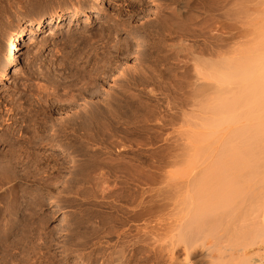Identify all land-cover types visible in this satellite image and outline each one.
<instances>
[{
    "label": "rangeland",
    "instance_id": "rangeland-1",
    "mask_svg": "<svg viewBox=\"0 0 264 264\" xmlns=\"http://www.w3.org/2000/svg\"><path fill=\"white\" fill-rule=\"evenodd\" d=\"M198 1H200L199 3H201L200 4L201 9H203V11L204 10L205 11L203 13V11L201 10L200 11L201 16L197 15L196 19H197V17H199V18L197 20L195 19L196 21L192 20L193 22L191 21L190 23H187V24H189V26H190V24L192 23V24H195L196 27H198V25L199 26L201 25V24H198V23H201L199 21L200 19L206 20L207 23H205V21L203 22V20H202V22L205 23V28L208 26V28L205 31L202 30V33L204 32L203 34H206V35L204 36L199 31V29L201 30L204 27L203 23H202V26H200L198 28H194L193 25H192V28L189 27L187 24H183L184 27L181 25V30L183 28H186L185 29L186 32L184 30V31H182V34H185L184 37H187V39H181L182 44L183 43L186 44L187 40H188V42L189 43L191 42L192 46L194 47L193 51L196 50V52L200 51L202 49L201 45H203V43H205V42L206 43L203 46H205V45L207 46V44L209 43L208 45H209V47L211 46L210 47L211 49H213L212 48L213 44H215V45H216V43L219 44V38H218V40L216 38L211 40V38H209L210 34H207L210 32L213 33V31H214L213 25L215 26V24L212 25L211 19L216 20L215 19L216 17L214 15H217V13H215L216 8L214 10L213 9L214 7L212 8L211 6L212 5L215 6L216 1L215 0H209V1L206 0L207 3L209 2L208 4L205 3L206 7L204 6L205 0H203V1L198 0ZM226 1L229 2L228 0H226ZM258 1L257 0H255V1L249 0V2H248L247 0L246 1L242 0L241 3L244 2V4H243V7H245L244 9L246 11H248V10L250 11L253 9V7H254L253 4L255 2H256V5H259L257 3ZM260 1H263V0H260ZM167 2H168V0H140V2H139V0H0V71L5 65L10 64L9 76L0 82V135L3 134L2 138H0V161H1V164L4 165L6 163H3V162H5L6 160L10 159L12 156H15V155L21 156L20 160L22 161L21 163H18L19 166L16 165L17 167H16V169H14L15 172L10 171L11 173H14V177L16 175L17 179L13 178V180H10V184L6 183L8 185H6V184L4 185V182H2V180L0 181L3 184L0 189H2L4 186V188L2 190H0V191H2V192H0V262H2L1 260H3V258H5L4 256H2L5 252L3 249L7 248V247H8L7 249H10V248L13 249L12 252L10 251L12 253L11 256L13 257V259L11 258L12 260L11 259L10 260L11 261L15 260L14 261L15 264H19L17 262L21 261L20 256L23 259V254H24V256H26V258H24V259H27V261H28L27 263L25 262L24 264H45V262L47 264H52V262H54L55 264H112V263H110V261L108 259L109 254H107V253H110L111 251L115 250V248H119V249L124 250L126 254L128 253L130 243H125L122 246L121 245L122 239L118 240V238L113 237L114 235L116 236V233H117V235H120L123 228H120L119 226H117V228L115 229L114 235H112L110 237L102 238V237H104L103 236L104 234L102 235V233H105L102 231H104L105 229H102L100 232H97L98 234L96 233L94 235V237H96V238L93 237V239L91 241L92 243L90 242V244H88V246L85 248H81V247L77 248L74 246L72 247V245H71V242H70L71 239H73V237L76 239L78 237L77 235L79 234L78 232H80V230H81V225H80L81 222L80 221H82L84 219V209H86V208L89 209L88 220H89V223L90 222L92 223V224L90 223L89 225L93 226L96 230L99 227L98 223L101 220V217H102L101 215H103L102 213H100L98 211H95V210L93 211L94 208H92L90 205L83 203V202H87V199H85L86 197L83 195V193L81 191L82 189H80L82 187H81L80 183H78V182H80V180L83 177H87V178H88V176L93 177V176H96L99 172L98 168H97L98 165L95 164V161H98V159H94V160L89 159L90 160L89 161L86 158L89 155V152L94 151L96 149L95 150L96 153H99L102 151L105 153L107 152L106 154H108L107 155L108 158L110 156H112L110 158L111 159L114 158V160L116 159L115 161H121L122 160L123 162H130V163H132V162L134 163L135 161L139 162V163L143 162V165L141 167L137 166V168L133 167L132 169L131 168L126 169V170L124 169L126 172L122 170L121 172L122 173L124 172L123 174L119 171H116V172L115 171L113 172L112 170L110 171V173H113V174H111L110 183L108 184L109 187H112L114 185L113 184L114 182H112L113 180H115L118 183V184L116 183V185H118V186L123 185L122 187H128L131 185V183L127 185L125 181H128V179L133 178V176H136V177L139 176L142 179H145L146 177H148L147 179H151L153 177V175L155 174V172L158 173V171H156L154 168L151 167V166H153V163H155L157 160H158V162H160V161L161 162H163V161L170 162L173 160L188 161L190 159L203 157V154L208 155V153L213 148L217 147V144H213V141H212L213 138H210L208 135L210 133V131L203 129V128L201 129L200 125L198 126V124L200 123V120L198 121V123L196 122L195 126L194 125H192V126H185L184 125L183 126L182 121L179 120V118L173 123L174 125L173 124H171V125L165 124L162 126V123H161L162 120H164V117L171 112V111L169 112V110H170V108H173L174 105L175 106L179 105L178 106V108H179L181 106V104H183L181 106L182 109L187 111V109L188 110L190 109V105L192 104L193 97L195 98V96H197V101H201V97H198V96L200 95V93L203 90L202 89L203 86H200L202 84V82L201 81L197 82L195 80L196 77H195V73L193 71L194 66H192V67L190 66V61H188L189 63L185 61V60H190V59H187V58L184 59L183 57H186V56L182 55L183 53H180V55L182 56V57L180 56L181 61L184 60L185 62L184 61H182L181 63L175 62V63H173V65L174 64L175 65L179 64V65L178 66L172 65L173 67H171V64H169L170 67H169V65L164 66L163 64H165V63H163L162 64L163 67L161 69H160V67H157L159 65L162 66L161 64L151 65V63H150V65L153 67L152 68L153 72L158 71V73H159V71H160L161 75L164 76V77L162 76V79H160L159 83H157V81H155L156 82L155 83L152 80H151L152 82L151 81H144V77H141L142 72L140 71L142 69H138V68H140V66L137 65L138 64L137 62L140 63V61L138 60L140 58V56H138L139 52H140V54L142 53V50H143L142 48H144V46L146 44L145 43L147 40L146 37L149 38L148 34H146V33L149 30H150L149 32L154 33L153 32L154 29L156 27L159 28V26L156 25V24H158L156 22L158 20H161L160 17L161 18L164 17V14L166 13V11L163 8H164L165 4H167ZM234 2H235V0H234ZM251 2H252L253 6H250ZM210 3L212 5H210ZM231 3H232V1L229 2L228 5L229 4L231 5ZM238 3L240 5H237V6H241L240 0ZM238 3H233V4H235L234 6H236V4H238ZM247 4L249 5L248 7H246ZM217 5H216V7H217ZM208 7L211 8L209 10H212V12L215 11L214 12L215 14H213L211 11H210L211 13L209 14L208 10H206V9H208ZM229 7H232L231 8L232 10H231V12H229L230 10L226 11L229 13L227 14V17L225 19L228 22H227V27H226L227 31L225 32L224 37H226V33H228L227 34L228 37H231L232 34L235 36V34L238 33L240 30L241 36L240 35H238V36H240L241 38L238 37L240 39V41H239V39L237 41L242 42L241 43L242 48L240 46L241 50H239L238 49L239 47L236 45V43H237L236 39H235V41H233L234 40L233 38H235V37L237 38V34L235 37L232 36L231 40H230V38L227 37V39H229L230 41H228L226 39L225 42L226 43L231 42V43H228L229 47L225 48L228 51L225 50V52L226 53L228 52V54H226V56L228 58H232V57L237 55L238 50H239V52L241 51V52L246 53V51L250 49L251 41L253 39H255L256 35L259 32V31H256V28L258 27L257 24L259 21V20L257 21V19L259 17L255 18L256 16H254V15H257V14H255L257 12V10H258V13L261 12L260 11L261 7L264 8V1H263V3L262 2L260 3L259 9H256V10L254 9V11H256V12H253L254 15L252 14V11H250V12L248 11V13H246V11L243 9V11H244V13H243L242 10L238 11L237 8H235L233 6H229ZM243 7H238V8L241 9ZM257 7L258 6H256V8ZM93 9H96L98 11V13H94V12L91 13V17H93V18H90V17L88 18L85 14H81L78 16H73V14H72L74 11H77V10H80L82 12H88V11L90 12ZM153 10H154V14H153ZM233 10L235 12V16H234V14L232 15ZM54 11H57L59 13H62V12L65 13L64 19L61 20L60 23L52 22L51 24H49L47 26L46 25L43 26L41 32L37 36L30 38V31L33 28V24H32L33 22L30 23V21L31 20L35 21V19H37L41 16H46L49 13L54 12ZM245 13H246V15H245ZM203 14L206 15L207 18H205L206 16H202ZM248 14L251 15L250 17H252V18L248 17L247 16ZM208 15L211 17H214V18H211ZM236 17H238L239 23H242V24H238L237 20H235L237 23L235 21H234V23H236L238 25L234 26V23L232 21ZM209 18H211V19H209ZM227 18H229V19L227 20ZM253 18L256 19V21H255L256 24H255ZM208 19L211 20L210 23L208 22L209 21ZM195 22H198V23H195ZM57 23L59 25H57ZM207 24H209L212 27H209V25H207ZM239 25L240 26L242 25L243 27L241 26L240 27L241 29L236 27ZM24 26H26L28 28L27 34L22 37V39H25V40H23V41L21 40L19 42L17 49L14 50V56L11 58V61H10L7 57V49H8L10 42L13 39V33L15 32V29H17L19 27H24ZM151 26H152V28H151ZM128 27H130V29H133V30L135 28L136 29L138 28L140 30L139 31L137 29L139 31L140 36L142 37L141 38L142 40H140V42L131 38V36L127 33ZM141 27H143V28H141ZM231 27H232V29H231ZM234 27H235V30H234ZM158 28H156L155 30H157ZM187 28H188V30H187ZM209 28H213V29H210L211 31L209 32L208 31ZM236 28L238 31L236 30ZM152 29H153V31H152ZM145 30H146V32H145ZM193 30H195L194 31L195 34L197 33L196 35H197L198 40L195 39L196 35L193 34V32H192ZM231 30H234V31H231ZM197 31H199V32H197ZM229 31H231V32H229ZM242 32H244V34L245 33H247V34L244 35ZM186 33H189L191 35H187ZM250 33H251V36H250ZM199 34H202L203 36L201 35L202 37H200ZM192 35L194 36V38L192 37ZM207 35H209V36H207ZM212 35H214V33L211 34V36ZM188 37L190 39H188ZM191 38H193V40H191ZM205 38H207V39H205ZM246 39L247 40L249 39V40L247 41ZM194 40H195V42L197 41L198 43L196 42V44H193ZM204 40H205V42H204ZM207 40L208 41L210 40V41L207 43ZM110 41H112L111 43H114V44H110ZM213 41H217V42L213 43ZM232 42H234V43H232ZM126 43H128L129 47H130V50L127 51V54H125L126 53L125 47L128 46V44H126ZM189 43H187V44H189ZM116 44H118V45H116ZM136 44L137 45L140 44V45L137 46ZM187 44H186V46H187ZM191 44H189V45H191ZM199 44H201V45H199ZM218 44L216 46L213 45V47H217ZM232 44L235 47L237 46L236 47L237 50H235L236 48L235 49L232 48V46H231ZM115 45L118 46V47H116V49L114 48ZM226 46H227V44H226ZM123 47H124V49H123ZM138 47H140V48H138ZM197 47L199 48V50ZM205 47H204V49H206ZM209 47L207 46V50L210 49ZM107 49H109V50L107 51ZM120 49H121V52H120ZM204 49H202V50H204ZM112 50L115 52H113ZM229 50H231L232 53L234 50V54H232V53L230 54ZM106 52H107V54H106ZM104 55H106L105 56L106 58L104 57ZM110 55H111V57H110ZM113 55H115V56H113ZM147 59L144 58L143 61L145 62V60H147ZM114 61H116V62L114 63ZM121 61H123V62H121ZM98 63H100V65H98ZM120 63H121V65H120ZM125 63H126V65H125ZM146 63H148V62H146ZM184 63L185 64L187 63V64L185 65ZM135 65H137V66H135ZM192 65H193V63H192ZM93 66H94V68H93ZM155 66H156V68H155ZM98 67H99V70L97 69ZM100 67H101V69H100ZM136 67H137V69H136ZM174 67H176V68H174ZM131 68H132V70H131ZM94 69H96V71ZM97 70L100 71L99 74H98ZM133 70L136 72L138 70L141 73L140 74L138 72L136 73ZM149 70L151 71V68ZM78 71H79V73H78ZM80 71H82V73ZM103 71L105 73H103ZM114 71L117 74L114 73ZM122 71H125L124 72L125 74L122 73ZM106 72H107V74H106ZM93 73H94V76H96L95 78H93L94 77ZM108 73L110 76L108 75ZM80 74H82V75H80ZM103 74H104V76H103ZM114 74L117 76H115ZM137 74L140 76H137ZM79 75H80V77H79ZM84 75L86 76V78H84ZM125 75H126V77H125ZM77 76L79 78H81V77H83V78H81V80H80L79 78H77ZM127 76L130 78H128ZM133 76H134V78H132ZM165 76H167V77H165ZM98 77H101V79L99 78L100 79L99 80ZM135 77H136V79H135ZM127 78L130 80H128ZM88 79L93 81V83L96 81L95 84H93L89 80L91 82V86H90V84H89L90 82L89 83L87 82ZM133 79H135V80H133ZM131 80H132V82L133 81L135 82L137 80L136 81L137 83L135 82L136 86H134L135 83L134 82L132 83ZM146 80H147V78H146ZM148 80H150V79H148ZM123 81L128 83V84L124 83ZM81 82H82V84H81ZM85 82H87L89 86L86 84L87 85V87H86L84 84ZM196 82H197V84H196ZM76 85H78V86H76ZM124 86H125V88H122ZM131 86H133V87H131ZM83 88L86 90L82 91ZM145 88L146 89L150 88V89L146 90ZM78 89L81 91L78 92ZM116 89H118V90H116ZM123 89L124 90L127 89L126 96H127V94H129L128 97H130L131 95L133 96V94H135L134 95V97H136L135 99H133L132 96L130 98L131 104L133 105L132 106L130 104L131 105L130 111L132 110V108L134 109V107H136L134 109L135 113H133V117H132V113H131L132 111H131L127 115L128 118L124 117V120L126 121L125 124H124V121H120L123 123L119 124L117 126L116 125L113 126L114 128H111V130L108 129V130H106V132H101V134L99 135V138L97 139L98 141L96 140V142H97V143H95L96 147L94 146V148H92L93 146L91 145L90 141L87 144L88 146L86 145V143H83L81 141L78 142V139H75L76 135L71 130V128H68L65 133H61V132H60L61 134L58 133L59 127H60L59 124H61L63 121L65 122L66 120H68L77 109L82 108V106L84 107V104L85 105L86 104L92 105V103H93L92 101H94V103H98V106L99 105L104 106V104H103L104 102L107 104H109V103L112 104V103H114V100L119 97L118 94H119V92H122ZM221 90H222V88L220 86H218V84H216L215 82H212L211 84L209 83L208 97H209L211 103L215 102L218 97L223 96V93ZM51 91L54 93V95ZM129 91H131V92H129ZM70 92H71V94L74 93V96H76L78 99L74 98V99H76L75 101L73 99H70L71 101L69 100L67 103L66 102L63 103L60 98L71 96ZM87 92L89 94H87ZM84 93H85V95H84ZM136 94L139 96H137ZM79 95H80V97H79ZM142 95H143V97H142ZM90 96H91V98H90ZM147 96H149L150 98ZM156 96H158V97H156ZM110 98H112V99H110ZM151 98H155L154 103H153V99H151ZM58 99H60V101L62 103H60V101H59V102H57L59 104H57L56 101H58ZM137 99L139 100V102L136 101ZM143 99H144V101H143ZM181 99H183V101ZM150 100H152V101H150ZM173 100L174 101L176 100L175 102L177 104ZM42 101H44V102H42ZM70 103H73V104H70ZM144 103H145V105H143ZM156 103L157 104L159 103L158 106H156ZM194 103H195V101H194ZM40 104H43L44 106L47 105L46 107L51 106V108L46 109L45 113L40 114L39 118H33L34 120L32 121L30 119L31 115L33 114V111L35 109H37V107ZM185 104L188 107L184 106ZM66 105H67V107H66ZM77 106H78V108H77ZM75 108H76V110H75ZM141 108L142 109L144 108L146 110H144V109L141 110ZM148 108H149V111H148ZM155 108H156V110H155ZM150 109H151V111H150ZM167 110H168V112H167ZM153 111H154V114L151 113ZM172 113H174V112L172 111ZM15 114H16V116H15ZM134 114H136V115H134ZM150 114H151V117H150ZM160 114H161V117H160ZM8 117L17 118V123L14 124V127H15L14 131H13L14 138H12V139L8 136H5V134L6 135L9 134L10 125H11V120H8ZM160 119H162V120L160 121ZM133 120H135V121H133ZM143 120H144V122H143ZM49 121H51V122H49ZM139 121H140V123H138ZM37 123H39V124H37ZM130 123H132L133 125ZM137 123H138V125H137ZM159 123H160V125H159ZM134 125H135V127H134ZM38 126H40L42 128V132H40L41 135H40V133H39V135L45 137L44 138L45 142L40 147L35 148L34 151H33V149H30V152H34L41 157H46L48 161H47V163H42V164L39 163L37 165L33 164L34 166L30 163L29 164L30 166L28 165L29 166L28 167L27 165L25 166V163H23L22 159H24V158L22 157V155L24 156V154H22V153L25 152L24 150H27L26 146H27L30 138L36 136V134H37L36 131H37ZM179 126H181V127H179ZM133 127H134V129H133ZM156 127H158V128H156ZM159 128H160V130H158ZM29 129H31V130H29ZM32 129H33V131H32ZM26 131L29 133H27ZM15 133H17V134H15ZM56 134H57V136H56ZM8 139H10L11 142H9V143L6 142V141H8ZM47 139H48V141H47ZM15 140H17V143ZM25 142H27V143L25 144ZM24 145H26V146H24ZM109 148H111V149H109ZM105 149L106 150L109 149L110 152L108 150L105 151ZM16 150L19 152L16 153L17 152ZM86 151H88V153ZM85 152L87 153V156L84 157V155H86ZM99 154H97V155H99ZM78 155H80V156H78ZM3 158H4V160L2 161ZM85 158H86V160H85ZM20 164H22V168H21ZM147 165H149L150 167ZM43 166H45V167H43ZM31 167H32V169H31ZM27 169H28V171H27ZM39 169L41 172L39 171ZM164 170H165V172H167V171L169 172V171H174L175 169L166 168ZM129 171H130V173H129ZM37 172H38V175H37ZM7 174H9V172ZM24 174H26V175H24ZM115 175H117V176H115ZM10 176H11V174H10ZM122 176H124V177H122ZM10 178H12V177H10ZM29 178H31V179H29ZM6 179H8V178H6ZM39 180H42L43 183H42V181H39ZM4 181H5V179H4ZM120 181H122V182H120ZM5 182H9V180H6ZM124 184H125V186H124ZM9 186H13V187H9ZM92 186L93 185H90V187H88V190L90 192L89 198H88L89 201L91 200V197H93V195L98 196V188L96 186H93V187ZM130 187H133V186H130ZM5 188L6 189L9 188L8 191L12 188V192H11V190H10V192H8ZM13 188L15 191H13ZM93 192H94V194H93ZM52 196H54V198H53L54 200L51 199ZM56 208L60 209V210H56ZM61 216L64 217V219H67L66 222H63V223L60 222L62 219ZM136 225L137 224H135V223L128 224V226H130L129 228L131 231L135 230V227H137ZM29 231H31V232H29ZM51 231H57L55 238H56V240L58 239L57 240L58 244L57 245L52 244L50 247V250L46 251L42 248V244H43L42 242H43V239L45 237H47L49 235L48 233H50ZM37 234L39 236H36ZM100 234H101V236H99ZM37 237H39V238L37 239ZM103 239H105V240H103ZM108 242L110 245L112 244L111 245L112 247L110 246L111 249L109 248L108 250H104V247H105L106 243H108ZM114 242H116V243H114ZM33 243L35 245H33ZM5 246H7V247H5ZM33 246L36 247V250L32 249V248H34ZM24 247H26L28 250H30L31 254H30V251L28 252V250ZM28 247L31 249H29ZM124 247H126V248H124ZM97 248H98V250L102 249L101 253H103V255L105 254L104 257H100L99 255L97 256V252L94 254L89 253L91 250L97 249ZM25 249H26V253H25ZM20 251H22L24 253H22ZM108 251H110V252H108ZM27 252L29 254H27ZM92 257L97 258L98 260L95 259V261L91 262L89 259ZM84 258H86V259H84ZM138 259H139V256L135 255L129 262H126L125 264H141V262H139ZM20 264H23V262Z\"/></svg>",
    "mask_w": 264,
    "mask_h": 264
},
{
    "label": "bare ground",
    "instance_id": "bare-ground-1",
    "mask_svg": "<svg viewBox=\"0 0 264 264\" xmlns=\"http://www.w3.org/2000/svg\"><path fill=\"white\" fill-rule=\"evenodd\" d=\"M215 1H216V5L218 4L217 7H216V5L214 6L211 3H210V5H212L211 6L212 8L214 7L213 8L214 10L216 8V10H215L216 12L214 11L215 13H217V15H214L216 17L215 18L216 20L211 19L214 17H211L209 15L208 16L211 17L209 19H211L212 21L209 19H208L209 21L207 20L209 23L211 21L212 25L215 24V26L213 25L214 29L209 28V30H208L210 32L211 31L210 29H213L214 31L213 30L212 31H213L214 35L211 36V34H213L211 32L207 33V34H210L209 38H211V40L215 39V38L218 40V38H219V44L216 43V45L218 44L217 47H213V45H215L213 43L217 42V41H213V43L211 42L213 44L212 45L213 49H211L210 48L211 46L209 47V45H208L209 44L208 42L210 40L209 41L207 40V43H208L207 46L210 48L208 50H207L206 45H205L206 47L203 46L206 43L205 40H204L205 43L202 42L203 45H201L202 43L199 44V45H201L202 49H204V47L206 48L204 50L201 49L200 51H197V52H196V50L193 51L194 47L192 46L191 42L190 43L188 42V40H187V43H189L191 45L186 43L187 44V46H186V44L183 43L185 45L184 46L182 44L181 39H187V37H184L185 34H182V31H184L186 28H183L181 30V25L183 26V24L190 23L192 20L196 21L199 18V17H197V19H196V16L201 14L200 13L201 10L203 11V9H201V6H200L201 3H199L200 1H198V0H168L167 4H165V6L163 8L166 11V13L164 14V17H162V18L160 17L161 20H158V21L156 20L157 22L155 21L156 23H158V24H156V23L155 24L157 26H159V28L156 27V28H158L157 30H155L156 28L155 29L153 28L154 31H153V29H152V31L154 33L149 32L150 30L148 31L150 34L148 32L146 33V34H148L149 38L146 37L147 40H146V42L144 41L146 44L144 43L145 46H144V48H142L143 49L142 53L140 54V52H139V55H138V56H140V58L142 60L139 58L138 60L140 61V63L137 61L136 62L138 63L137 65L140 66V68H138V69H142V70H140L142 73L138 70H137V72L139 74L141 73V77H144V81H151L152 80L153 82L157 81V83H159V81H160V79H162L163 75H161L160 71H159V73H158V71L153 72V69H152L153 67L151 65H157V64L162 65L163 63H165V64H163L164 66L171 64V67H173L175 65V64L173 65V63H175V62L181 63L182 61H184V60L181 61L180 53H183L182 55L186 56V57H183L184 59H186V58L190 59V60H185V61L186 62L190 61V66L191 67L194 66L193 71H194L195 77H196L195 80L197 82L198 81L202 82V84L200 86H203V88H202L203 90L200 93V95L198 96V97H201V101H197V96H195V98L193 97L192 104L190 105V109L189 110L187 109V111L182 109L181 106L183 104H181V106H180L181 108L180 107L178 108L179 105L175 106L173 104L175 107L173 106V108H170L169 112L170 111L171 112L164 117V120L160 119V121L162 120V122H161L162 126L165 124L171 125L179 118V120L182 121L183 126L184 125L185 126H192V125L195 126L196 122L198 123V121L200 120V123L198 124V126L200 125L201 129L203 128V129L210 131V133L208 135L210 138H213V140H212L213 144H217V147L213 148L208 153V155L203 154V157L190 159L188 161L173 160L170 162H165V161L158 162V160H157L155 163H153V166H151V167L154 168L156 171H158V173L155 172L153 177L152 178L150 177L151 179H147L148 177H146L145 179H142L139 176L138 177L133 176V178L128 179V181H125L127 185L131 183L130 186H133V187H130V186L122 187L123 185L118 186V185H116L117 182L115 180L112 181V182H114L113 183L114 185L112 187H109L108 184L110 183L111 174H113V173H110V171L112 170L113 172L114 171L115 172L116 171L121 172L122 170L125 171L126 169H130V168L132 169L133 167H136V168H137V166L141 167L143 165V162L139 163V162L135 161L134 163L133 162L130 163V162H123L122 160L121 161H115L116 159L114 160V158L113 159L110 158L112 156H110L108 158V156H107L108 154H106L107 152L105 153L102 151L103 153L102 152H99L100 154L96 153V151H95L96 149L94 151L90 150L91 152H89V155L87 156L88 151H86L87 153L85 152L86 155H84V157L87 156L86 158L88 160L89 159H92V160L98 159V161H95V164L98 165L97 168H98L99 172L96 176H93V177H89V176H88V178L83 177L80 180V182H78V183H80V185L82 187L80 189H82L81 191H82L83 195L86 197L85 199H87V202H83V203L90 205L92 208H94L93 211L94 210L98 211V212L102 213L103 215H101L102 216L101 220L98 223L99 227L96 230L93 226L89 225L91 223V222L89 223V220H88L89 209H87V208L84 209V219L82 221H80L81 222L80 223L81 230H80V232L77 231L79 233L77 235L78 237L76 239L73 237V239H71V241H70L72 247L73 246L77 247V248L78 247H81V248L87 247L88 244H90V242L92 241L94 235L97 232H100L102 229H105L104 231H102V232H105V233H102V235L104 234L103 235L104 237H102V238L110 237V236L114 235L115 229L117 228V226H119L120 228H123L120 235H117V233H116V236L114 235L113 237L118 238V240L122 239V242H121L122 246L125 243H130V246H129V251L127 254L125 253L124 250L119 249V248H115V250H113V251L110 250L111 252L108 251V252H110V253H107V254H109L108 259H109L110 263H112V264H125L126 262H129L135 255L139 256L138 260H139V262H141V264H264V8L261 7L260 11L262 13L261 12L258 13V10H257V12L254 11V9L255 10L259 9L260 3L261 2L263 3L264 0L263 1L257 0L258 1L257 3L259 5H256V2H255L253 4L254 5L253 9L250 10V11H252V14H253V12H256L255 14H257V15L253 14L254 16H256L255 18L259 17L257 19V21L259 20L258 24H257L258 27L256 28V31H259V32L256 35L255 39H253L251 41L250 49L247 50L246 53L241 52V51L239 52V50H241L240 46L242 48V44H241L242 42H239L240 41L239 38H241L240 37L241 36L240 30L238 33H236L237 38L235 37L236 34H235V36L232 34V36L235 37V38H233L234 39L233 41H235V39H236V41L239 39V41H237V43H236V45L239 47L238 53L236 56H234L232 58H228L226 56V54H228V52L227 53L225 52V50H227L225 48L229 47L228 43H231V42H228V43L225 42L227 37H228V35H227L228 33H226V37H224L225 32L227 31L226 27H227V22H228L225 19L227 17V14L229 12H231V10H232L231 9L232 7H229V6H233V7L237 8L238 11L242 10V12L244 13V11H243V9L245 8V7H243L244 2L241 3L242 0H240L241 6H237V5H240L238 3L239 0L238 1L235 0V2H234V0H228L229 2L232 1L231 5L230 4L228 5L229 2H227L226 0H215ZM244 1H246V0H244ZM247 1L249 2V0H247ZM253 1H255V0H253ZM139 2H140V0H139ZM205 3H207L206 0H205L204 4ZM233 3H238V4H236V6H234L235 4H233ZM250 4H251L250 6H253L252 2ZM255 5L258 7L256 8ZM204 6L206 7V4ZM248 6L249 5L247 4L246 7H248ZM226 7L227 8L229 7V8L227 9ZM238 7H243V8L240 9ZM209 9H211V8L208 7V9H206V10H208V12L210 14L212 12V10H209ZM204 11H203V13H204ZM226 11H229V12H226ZM248 11H246V13H248ZM93 12L98 13V11L96 9H93L90 12L89 11L88 12H82L80 10H77V11H74L72 14H73V16L85 14L88 18L89 17L93 18V17H91V13H93ZM214 12H212V13L215 14ZM232 12H233L232 15L234 14V16H235L234 10ZM246 13H245V15H246ZM153 14H154V10H153ZM202 16H206V15L203 14ZM247 16L250 17L251 15L248 14ZM64 17H65V13H63V12L59 13L57 11H54V12L49 13L46 16H41V17L35 19V21L31 20L30 23L33 22L32 23L33 28L30 31V38L37 36L41 32L43 26H45V25L47 26V25L51 24L52 22L60 23L61 20L64 19ZM205 18H207V16ZM250 18H252V17H250ZM255 18H253L254 22L256 21ZM228 19L229 18H227V20ZM202 20L201 19L199 20L201 23H198L199 21L195 22V23L201 24L200 26H202V23L204 21H205V23H207L206 20H203V22H202ZM235 20H237L238 24H242V23H239L238 17H236L232 22L234 23ZM58 23H57V25H59ZM205 23H203L204 27L203 28L201 27L202 28L201 30L199 29V31L201 33H202V30L205 31L208 28V26L205 28ZM236 23H234V26L238 25ZM255 24H256V22H255ZM187 25L189 26V24H187ZM192 25L194 28L200 27L199 25H198V27H196L195 24H192V23L190 24L189 27L192 28ZM207 25H209V24H207ZM152 26H151V28H152ZM241 26L239 25L236 27L241 29L240 28ZM209 27H212V26L209 25ZM141 28H143V27H141ZM188 28H187V30H188ZM137 29L135 28L133 30V29H130V27H128L127 33L131 36L132 39L140 42V40H142L141 39L142 37L139 34L140 30L138 29L139 30L138 31ZM231 29H232V27H231ZM234 30H235V27H234ZM234 30H231V31H234ZM236 30H237V28H236ZM194 31L195 30L192 31L193 34H195ZM199 31H197V32H199ZM231 31H229V32H231ZM27 32H28V28L26 26L19 27V28L15 29V32L13 33V39L10 42L8 49H7V57L10 61H11V58L14 56V50L17 49L19 42L21 40L22 41L25 40V39H22V37L25 36L27 34ZM145 32H146V30H145ZM185 32H186V30H185ZM244 32H242V33L244 34ZM186 34L191 35L189 33H186ZM202 34H199V36L202 37L203 35L204 36L206 35V34H203V35ZM246 34L247 33H245L244 35H246ZM238 35H240V36H238ZM207 36H209V35H207ZM250 36H251V33H250ZM192 37L194 38L193 35H192ZM231 37H228V38H230V40H231L232 39ZM193 38H191V40H193ZM188 39H190V38L188 37ZM195 39L198 40L197 35H196ZM205 39H207V38H205ZM227 40L230 41L229 39H227ZM111 42L112 41H110V44H114ZM194 42H195V40L193 41V44H196L197 41L195 43ZM225 43L227 44V46ZM232 43H234V42H232ZM126 44H128V43H126ZM116 45H118V44H116ZM116 45H115V47L113 46L115 49H116V47H118ZM139 45H137V46H139ZM231 46L234 49L237 47V46L235 47L233 44ZM138 48H140V47H138ZM123 49H124V47H123ZM125 49H126L125 54H127V51L130 50L129 44H128V46L125 47ZM108 50L109 49H107V51ZM198 50H199V48H198ZM235 50H237V48ZM229 51L231 54L232 51L231 50H229ZM113 52H115V51H113ZM120 52H121V49H120ZM106 54H107V52H106ZM232 54H234V50H233ZM105 56L106 55H104V57ZM113 56H115V55H113ZM110 57H111V55H110ZM144 58H146V59L148 58V59L145 60V62H144L143 61ZM115 62L116 61H114V63ZM121 62H123V61H121ZM146 62H148V63H146ZM191 62L193 63V65ZM150 63H151V65H150ZM98 65H100V63H98ZM120 65H121V63H120ZM125 65H126V63H125ZM137 65H135V66H137ZM163 65L162 66L159 65L157 67H160V69H161L163 67ZM176 65L178 66L179 64H176ZM9 66H10V64L5 65L1 69V71H0V82L9 76ZM169 67H170V65H169ZM93 68H94V66H93ZM150 68H151V71L149 70ZM155 68H156V66H155ZM174 68H176V67H174ZM97 69L99 70V67ZM100 69H101V67H100ZM136 69H137V67H136ZM94 70L96 71V69H94ZM98 70H97V72L99 74L100 71H98ZM131 70H132V68H131ZM104 71H103V73H105ZM115 71H114V73H116ZM125 71H122V73H124ZM80 72L82 73V71H80ZM134 72H136V71H134ZM78 73H79V71H78ZM106 74H107V72H106ZM80 75H82V74H80ZM80 75H79V77H80ZM108 75H109V73H108ZM93 76H94V73H93ZM103 76H104V74H103ZM115 76H117V75H115ZM137 76H140V75L137 74ZM79 77L77 76V78H79ZM95 77L96 76H94L93 78H95ZM125 77H126V75H125ZM165 77H167V76H165ZM81 78H83V77H81ZM81 78H79V79L81 80ZM84 78H86L85 75H84ZM99 78L101 79V77H98V79ZM128 78H130V77H128ZM132 78H134V76ZM146 78H147V80H146ZM90 79H88V81H87L88 83L91 81ZM135 79H136V77H135ZM135 79H133V80H135ZM148 79H150V80H148ZM128 80H130V79H128ZM87 82L84 83L86 87L88 85ZM91 82L93 83V81H91ZM91 82L89 83L90 86H91ZM95 82L93 84H95ZM131 82H132V80H131ZM197 82H196V84H197ZM212 82H215L216 84H218V86H220L222 88L221 91L223 93V96L218 97L217 100L213 103L210 102V99L208 97L209 83L211 84ZM124 83H126V82H124ZM136 83L134 86H136ZM81 84H82V82H81ZM126 84H128V83H126ZM76 86H78V85H76ZM131 87H133V86H131ZM122 88H125V86ZM83 89H82V91L86 90V89H84V90ZM127 89H125V90L123 89L122 92H119V94H118L119 97L116 98L114 100V103H112V104H110V103L107 104L105 102L104 103L102 102L104 104V106H102V105L98 106V103H94V101H92L93 102L92 105H89V104L85 105L83 103L84 107L83 106H82V108L79 107L80 109H77V110L75 108L76 111L73 113V115L68 120H66L65 122L63 121L61 124H59L60 125L59 131L57 130L58 133L59 134L65 133L68 128H71V130L76 135L75 139H78V142L81 141L83 143H86V145H87L88 142L90 141L91 145L93 146L92 148H94V146L96 145L95 143H97L96 140L99 138V135L101 134V132H106V130H108V129L111 130V128H114L113 126H115V125L117 126L119 124H122L123 122H120V121H124V124H125L126 121L124 120V117L128 118L127 115L131 111H132L131 113H132V117H133V113H135L134 109L136 107H134V109L132 108V110L130 111V109H131L130 106L132 105L130 98L132 95L130 97H128L129 94H127V96H126ZM116 90H118V89H116ZM79 91H81V90L78 89V92ZM129 92H131V91H129ZM72 94L70 92L71 96L61 97L60 98L61 101L63 103L64 102L67 103L70 99H73L75 101L76 99H74V98H77V97L74 96V93H72ZM87 94H89V93L87 92ZM53 95H54V93H53ZM84 95H85V93H84ZM134 95L135 94H133V96H132L133 99L136 98V97H134ZM137 96H139V95H137ZM79 97H80V95H79ZM142 97H143V95H142ZM147 97H149V96H147ZM156 97H158V96H156ZM90 98H91V96H90ZM60 99H58V101H56V103L59 102ZM110 99H112V98H110ZM151 99H153V103H154L155 98H151ZM181 100L183 101V99H181ZM61 101H60V103H62ZM136 101L139 102L138 99ZM143 101H144V99H143ZM150 101H152V100H150ZM194 101H195V103H194ZM42 102H44V101H42ZM57 104H59V103H57ZM70 104H73V103H70ZM158 104L156 103V106H158ZM143 105H145V103ZM46 106L47 105L44 106L43 104H40L37 107V109H35L33 111V114L31 115L30 119L33 121L34 120L33 118H39L40 114L46 112V109L51 108V106H48V107H46ZM184 106L188 107L186 104ZM66 107H67V105H66ZM77 108H78V106H77ZM143 109L141 108V110H143ZM144 110H146V109H144ZM155 110H156V108H155ZM148 111H149V108H148ZM150 111H151V109H150ZM172 111L174 113H172ZM167 112H168V110H167ZM151 113L154 114V111ZM134 115H136V114H134ZM15 116H16V114H15ZM150 117H151V114H150ZM160 117H161V114H160ZM8 120H11L10 131H9V134L8 135L5 134V136H8L12 139V138H14V134H13V131L15 128L14 124L17 123V118L8 117ZM133 121H135V120H133ZM49 122H51V121H49ZM143 122H144V120H143ZM138 123H140V121ZM138 123H137V125H138ZM37 124H39V123H37ZM130 124H132V123H130ZM159 125H160V123H159ZM134 127H135V125H134ZM134 127H133V129H134ZM158 127H156V128H158ZM179 127H181V126H179ZM29 130H31V129H29ZM158 130H160V128ZM32 131H33V129H32ZM36 132H37L36 136L30 138L27 146L24 145L27 147V148L25 147L27 150H24L25 148L23 149L25 151L24 153H22V154H24V156L20 153L22 155V157L24 158L22 160H23V163H25V166L26 165L28 166L30 163L32 165L33 164L37 165L39 163H41V164L47 163V161H48L46 157H41L34 152H30V149H33V151H34L35 148L40 147L45 142L44 141L45 137L40 136L41 135L40 132H42V128L40 126L37 127ZM27 133H29V132H27ZM39 133H40V135H39ZM15 134H17V133H15ZM2 136H3V134L0 135V138H2ZM56 136H57V134H56ZM15 141L17 143V140H15ZM47 141H48V139H47ZM6 142L9 143V142H11V140L8 139V141H6ZM26 143L27 142H25V144ZM109 149H111V148H109ZM109 149H107V150L109 151ZM107 150L105 149V151H107ZM18 152L19 151H17L16 153H18ZM97 154H99V155H97ZM78 156H80V155H78ZM20 158H21V156H16V155L12 156L10 159L7 158L8 160L3 162V163H6L4 165H2L1 161H0V181L2 180V182H4V185L6 183L10 184V180H13V178L17 179L16 175L14 177V173H11V172H13V171L15 172L14 169H16V167H17L16 165L19 166L18 163L22 162L20 160ZM86 158H85V160H86ZM3 160H4V158L2 159V161ZM22 164H20L21 168H22ZM147 166H149V165H147ZM43 167H45V166H43ZM166 168H171V169H175V170L165 172L164 169H166ZM28 169H27V171H28ZM31 169H32V167H31ZM40 169H39V171H40ZM8 172H9V174H7ZM129 173H130V171H129ZM10 174H11V176H10ZM24 175H26V174H24ZM37 175H38V172H37ZM115 176H117V175H115ZM10 177H12V178H10ZM122 177H124V176H122ZM6 178H8V179H6ZM4 179H5V181L9 180V182H5ZM29 179H31V178H29ZM39 181H42V180H39ZM120 182H122V181H120ZM42 183H43V181H42ZM2 185L3 184L0 182V188ZM6 185H8V184H6ZM90 185L96 186L98 188V196L93 195V197H91V200L89 201L88 198H89L90 192L88 190V187H90ZM124 186H125V184H124ZM9 187H13V186H9ZM3 188H4V186H3ZM2 189H0V190H2ZM8 189H6V190L8 191ZM10 190L12 192V188ZM10 190L8 192H10ZM13 191H15L14 188H13ZM0 192H2V191H0ZM93 194H94V192H93ZM53 198H54V196L51 197V199H53ZM56 210H60V209L56 208ZM66 220L67 219H64V217H62L60 222L63 223V222H66ZM131 223L137 224L136 225L137 227H135L134 231L130 230L129 227L131 225L128 226V224H131ZM31 231H29V232H31ZM48 234L49 235L43 239V242H42L43 244L41 243L42 248L46 251L50 250V247L52 244H56V245L58 244L57 243L58 239L56 240V238H55L57 231H51ZM36 236H39V235L37 234ZM99 236H101V234ZM38 238L39 237H37V239ZM94 238H96V237H94ZM103 240H105V239H103ZM114 243H116V242H114ZM33 245H35V244L33 243ZM111 245L109 244V242L106 243L104 250H108L109 248L111 249V247H112ZM5 247H7V246H5ZM33 247L35 249L34 248H32V249L36 250V247L35 246H33ZM7 248L3 249L5 252L3 251L4 254L2 256H4L5 258H3V260H1L2 262H0V264H13V263L15 264V262H14L15 260L11 261L13 259V257L11 256L12 255L11 252L13 249H11V248L7 249ZM24 248H26V247H24ZM124 248H126V247H124ZM26 249H25V253H26ZM29 249H31V248H29ZM29 251L30 250H28V252ZM20 252H22V251H20ZM28 252H27V254H29ZM96 252H97V256L98 255L100 257L105 256V254L103 255V253H101L102 249L98 250V248L91 250L89 253L94 254ZM22 253H24V252H22ZM30 254H31V251H30ZM24 258H26V256H24V254H23V259L20 256V260L23 262V264L25 262L26 263L28 262L27 259H24ZM92 258L89 259L91 262L95 261V259H97V258H93V259ZM84 259H86V258H84ZM21 261H18L17 263L20 264V263H22ZM45 264H47V263L45 262ZM52 264H55V263L52 262Z\"/></svg>",
    "mask_w": 264,
    "mask_h": 264
}]
</instances>
